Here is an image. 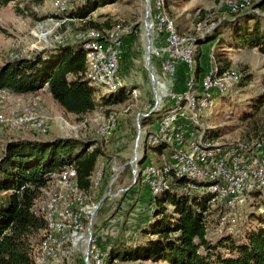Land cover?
<instances>
[{"label":"rangeland","instance_id":"obj_1","mask_svg":"<svg viewBox=\"0 0 264 264\" xmlns=\"http://www.w3.org/2000/svg\"><path fill=\"white\" fill-rule=\"evenodd\" d=\"M58 1L15 0L0 7V65L8 59L26 56L28 53L51 48L56 44L80 42L79 32L91 29L88 23V20H91L101 29L103 28L101 32L95 30L100 33L98 38H104L106 33L115 27H119L116 36L123 35L119 77L122 81L121 87L128 89V96L121 103L99 107L78 116L64 111L45 88L39 90L38 94L28 93L29 96L26 97L19 96L21 94H12V92L4 93V96L0 97L2 102L0 114L13 115L15 107L26 105L44 119L45 125L41 129H33L30 126V130L14 132L15 130L1 123L0 129L10 132L7 142L20 138L51 140L56 137H74L101 147L103 153L99 156L91 175L90 199H86V202L94 209L89 219L83 217V223L84 227L86 226V234L89 227H93L97 245L103 250L110 251L116 241L130 238L132 234H135L137 228L146 222L152 211L151 201L154 195L151 194L145 182H140V173L133 171L140 164L137 162L141 159L139 158L136 163L133 159L134 145L139 133L138 119L140 131L145 128L147 132L154 128L155 125L150 124H155L159 117L173 114L169 113L172 106L169 107L166 103L154 106L156 95L151 75L153 74L155 80L157 79L159 61L153 54L152 48L156 45L152 42L151 66L147 68V38L144 25L146 4H149L151 13L154 2L155 9L159 8L173 21L178 33L194 42L191 72H188L192 90L196 91L199 87V81L205 69L209 67L208 71L216 70L211 67L228 64L227 69L222 71L224 72L222 75L217 73L219 76L215 78V85L212 93L209 94L212 99L214 98V105L201 116V121L204 127L209 128V133L214 132L217 140L229 143H250L257 137L264 136V54L256 48H235L227 44L221 45L217 41L202 43L198 39L203 38L205 34L213 33L223 18L231 17V12L240 11L245 7L249 9L259 0H249L244 4H242L243 0L239 3H231L233 0H113L96 8L89 18L84 20L70 18L67 15L76 3L72 5L69 3L66 9H61ZM249 3L251 4L248 5ZM147 20L150 21V15ZM157 32L158 28H155L154 37L158 36ZM150 37L152 38V30ZM197 68L200 72H197ZM183 75L178 74L177 85L181 87L178 90L184 88L185 76ZM155 84L157 89V80ZM186 86H188L187 81ZM93 87L96 88V97L105 93L104 89ZM133 88L137 90L136 96H131ZM258 100L262 101L254 110L252 117H243L245 112H252V104ZM152 109L154 112L149 113L148 116L143 115ZM110 115L113 116L110 117ZM183 115L186 116L185 122L188 121L189 116L186 114L178 113L176 117ZM110 118H115V127L105 133L102 129ZM6 143L0 141V153ZM141 148L143 153H150L141 164L144 170L152 153L143 146ZM141 148L138 150L140 155ZM139 154L137 157L140 156ZM152 156L155 159L156 155ZM97 178L99 180L95 184ZM53 182L54 178L50 185H53ZM41 193L40 200H46L47 195L45 196L44 189ZM255 198L253 201L241 203L243 207L237 225L239 229L255 224L253 215L264 217V192L261 197ZM211 231L214 234L221 232L217 225L212 227ZM74 241L76 244L67 237L62 239L60 251H57L53 258L48 259V264L69 263L74 258L75 250L82 244ZM78 262L82 261L78 259ZM105 264L166 263L119 261L109 256Z\"/></svg>","mask_w":264,"mask_h":264},{"label":"trees","instance_id":"obj_2","mask_svg":"<svg viewBox=\"0 0 264 264\" xmlns=\"http://www.w3.org/2000/svg\"><path fill=\"white\" fill-rule=\"evenodd\" d=\"M11 1L15 0H0V7ZM112 1L71 0L70 5H76L67 15L88 19L96 8ZM230 14L213 33L198 40L202 43L217 41L235 48H256L264 54V0ZM88 23L93 30H103L91 20ZM226 67L228 64L212 66L211 69H216L212 70L213 78H218L217 73L222 75ZM86 72L83 44L61 43L3 62L0 88L16 95L37 93L45 88L64 111L78 116L99 107L116 105L127 98L125 87L96 97L95 85ZM261 101L252 104V112H245L243 117H252ZM210 136L215 137L213 131ZM93 145L74 137L20 138L4 145L0 153V264H34L32 249L45 228L40 210L41 192L50 186L53 177L55 179L71 164L76 169L78 188L89 193L91 175L103 153L100 146ZM176 182L179 185L154 195L146 222L130 238L116 241L109 251L111 259L166 264H264V217L253 215L255 224L237 227L241 203L261 197L262 192H250L244 197L240 208L235 209L236 221L229 230L227 225L220 224V215L229 211L228 206L220 202L208 209L209 192H185L180 187L181 180ZM216 225L221 232L214 234L211 229Z\"/></svg>","mask_w":264,"mask_h":264},{"label":"bare ground","instance_id":"obj_3","mask_svg":"<svg viewBox=\"0 0 264 264\" xmlns=\"http://www.w3.org/2000/svg\"><path fill=\"white\" fill-rule=\"evenodd\" d=\"M246 1L249 0H243L242 4H244V2ZM69 3L70 0H59L58 6H60L61 9H66ZM155 13L160 18V20L163 21L165 26L171 28L172 35H176L179 40L184 42V44L190 45V48H188V61L190 71V64L192 62L194 51L193 41L191 39L182 37L176 30L173 21L165 14H163V12L159 8L155 9ZM118 29L119 27L113 28L106 33V36L109 35L110 38L117 37L116 32L118 31ZM157 33V37L164 36V28H158ZM99 34L100 33L96 32L95 30L89 29L79 32L78 38L82 40H91L98 38ZM106 36L104 38H106ZM80 42L83 44V47L85 49V56L87 60L86 73L87 76L92 80V83L95 86L104 89L105 92H117V90L121 87L119 67L115 68V78L117 79V81H112L111 78L103 75L101 69L102 61L106 60L108 46L101 45L99 43H86L85 41ZM120 55L121 54H119V51H112V58H115V62L118 64V66ZM187 83L188 86H186V96L191 97L192 107H189V99H178L176 101H172L171 103H166L169 105V107L172 106V109L169 111V113L173 114L159 117L157 122L173 119L178 113L188 115L189 120L186 121L185 124L189 126L193 130V132H200V141L192 142V149L197 150L198 152H212L217 151V146H223L224 152L226 153H234L235 149L236 152H243V149H250V147H252L254 143H261V141L264 140V136H260L252 140L250 143H229L217 140L215 137L210 136L208 130L209 128L203 126L201 116L206 113V110L214 105V100L210 97V95H204L202 97L203 77L200 79L199 87L196 89V91L192 90L190 86V77L187 80ZM214 85L215 79L213 78V72L212 70L207 71L205 74V88L213 90ZM136 91L137 90L133 88L131 90V96H136ZM4 93L11 94L7 89L0 88V97L4 96ZM0 103L2 104V102ZM161 108L162 107L160 106V109ZM13 111V115L0 114V124L2 123V125L4 124L6 126H9L11 130H15L14 132L30 130V126H32L33 129H41L43 125H45L44 119L36 114V111L34 112V109H32L31 111V109L26 105L15 107ZM152 112H154L153 109L152 111L150 110L147 114L143 115L148 116L149 113L151 114ZM112 116L113 115H110V117ZM114 125L115 118H110L108 119L107 124L104 125L103 129H111V127ZM137 126L139 128L138 135L140 137L139 148L143 146L147 149V151L151 150L152 155H156V160L151 155L150 161L148 162L149 169H152L153 181L155 183V186L157 187L151 194L155 195L165 189L171 188V186L173 187L179 185L176 182L179 179L181 180L180 185L183 186L182 190H190V187L198 188L200 189V191L205 190L211 195L210 199L206 203V207L208 209L214 207L217 203L220 204V202H223L226 206L229 207L228 212L220 215V224L227 225L228 229L231 230L234 222L236 221L235 209L237 208V205L235 203H228L227 201H223V184L221 182V179H218V177L208 178L198 175H186L185 173H183V171H180V164H174L172 142L170 140L156 141V126H154L151 131L146 132V130H144L145 128H143V131H140L141 126L139 123V119L137 122ZM103 131L107 133L106 131L108 130ZM141 153V155L139 153L134 155L133 159L134 161L136 160L135 163L139 158H141V161L139 160L137 162L138 164H140L136 169L134 168L133 171L137 174L138 172L140 173V182H145L146 165L144 166V170H142L141 164L145 161L146 158L149 157L150 153H143V148H141ZM138 154L140 156L137 157ZM163 160L165 161V164ZM167 172H171V179H169V174ZM98 180L99 178H97L95 184H97ZM53 183V185H50L49 187L47 186V188L44 189V194L45 196L47 195V199H44L45 201H42V207L40 210H42L44 216L45 228L41 232L40 241L35 244L32 249L34 264H48V259L53 258L56 255V252L60 251L61 241L65 237L73 240L74 244H76L74 240L82 243L83 238L86 234V226L84 227L83 217H88L89 219L94 209V207H90V205L86 202L87 198L90 199V192L85 193L78 188L76 181V169L73 165L69 164L65 166L54 179ZM55 186L57 187L55 188ZM90 188H92V186ZM257 191L264 192V190L261 189L247 188L241 196L240 203L250 192ZM101 258L103 264H105L106 259L109 258V251L101 250ZM55 263L57 262L55 261ZM64 264H70V262H65Z\"/></svg>","mask_w":264,"mask_h":264},{"label":"built area","instance_id":"obj_4","mask_svg":"<svg viewBox=\"0 0 264 264\" xmlns=\"http://www.w3.org/2000/svg\"><path fill=\"white\" fill-rule=\"evenodd\" d=\"M242 0H233L231 3H239ZM150 29L152 30V42H155L153 54L159 61L157 75L158 102L171 103L178 99H189L191 106V97L186 96V81L188 80L189 61L188 48L190 45L184 44L176 35H172L171 28L165 26L163 21L155 13V7L152 5L150 13ZM155 28H164V36L154 37ZM86 43H99L108 46L106 60L102 61L101 69L103 75L108 76L112 81L115 78V68L120 67L112 58V51H119L123 54V35L114 38H95L91 40H82ZM183 64V74L185 76L184 88L178 90V70L179 65ZM154 67V66H152ZM205 74L203 76L202 97L209 95L212 90L205 88ZM122 82V81H120ZM155 105V102H154ZM154 107V106H153ZM185 115L174 117L166 121L156 122L157 128L156 141L170 140L172 142V154L174 164H180V171L186 175H198L203 177H218L223 184V201L235 203L238 208L241 196L247 188L264 190V140L261 143H254L250 149H243V152L226 153L223 146H217V151L198 152L192 149V142L200 141V132L193 130L185 124ZM115 126H112L113 128ZM109 130V129H102ZM135 154L140 147V137L137 135ZM164 164L165 161L163 160ZM169 179H171V172ZM145 185L149 187L151 193L157 188L153 181L152 169H149L148 163L145 168ZM181 189H183V186ZM198 188H191L194 191ZM101 250L96 243V234L94 235L93 227H89L88 233L83 238L81 247L75 250L74 258L70 264H103ZM80 259L82 262H78Z\"/></svg>","mask_w":264,"mask_h":264},{"label":"water","instance_id":"obj_5","mask_svg":"<svg viewBox=\"0 0 264 264\" xmlns=\"http://www.w3.org/2000/svg\"><path fill=\"white\" fill-rule=\"evenodd\" d=\"M146 16H145V20H144V25H145V28H146V38H147V48H146V65H147V68H150L151 66V59H150V54H151V48H152V38L150 37V34H151V29H150V24L148 22V16L150 15V8H149V4L147 3L146 4ZM152 77V86L154 88V92H155V95H156V99H155V105H157V102H158V91L156 89V84H155V76L152 74L151 75Z\"/></svg>","mask_w":264,"mask_h":264},{"label":"crops","instance_id":"obj_6","mask_svg":"<svg viewBox=\"0 0 264 264\" xmlns=\"http://www.w3.org/2000/svg\"><path fill=\"white\" fill-rule=\"evenodd\" d=\"M183 69H184V65L183 64H180L179 65V70H178V73L182 74L183 75ZM184 76V75H183ZM43 90V89H42ZM31 94V93H30ZM38 94V93H37ZM19 96H29L28 93L26 94H21ZM9 131L5 130V131H2V129H0V141H4V143L7 142V140L9 139V137H7L9 135Z\"/></svg>","mask_w":264,"mask_h":264}]
</instances>
